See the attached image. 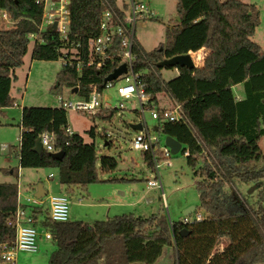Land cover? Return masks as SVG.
<instances>
[{
  "label": "trees",
  "instance_id": "trees-1",
  "mask_svg": "<svg viewBox=\"0 0 264 264\" xmlns=\"http://www.w3.org/2000/svg\"><path fill=\"white\" fill-rule=\"evenodd\" d=\"M36 1L0 0V11L15 22L12 28L0 27V111L15 101L11 96L15 69L24 63L28 34L41 21L42 6ZM109 8L123 17L128 1L119 5L117 0H72L70 37L81 43L84 56L90 39L99 33L102 12ZM177 12L179 23L168 31L165 47L147 51L135 40L133 67L141 73L139 80L150 105H156L158 94L166 92L182 104L195 130L193 133L189 126L177 122L156 125L160 135L182 143L184 155L189 152L186 162L196 179L206 218L170 224L160 215L121 214L90 224L70 219L58 222L49 218L48 210L37 207L32 211L36 219L45 216L41 225L56 245L48 264H154L167 246L175 248V264L264 263V152L260 144L264 137V49L252 39L261 23L260 10L241 0H178ZM46 36L45 44L33 46L32 58L58 60L61 41L55 34ZM203 48L209 52L203 67H178L176 77L162 79L157 63ZM120 63L117 58L100 69L84 67L81 71L63 67L55 88H78L77 97L87 98L93 84L103 91L105 78ZM236 84L244 87L245 97L240 100L233 90ZM20 126V167L57 170L69 193L90 183L118 180L102 179L98 173L115 170L116 158L101 156L98 169L95 144L85 142L79 134H66L68 119L63 108L24 107ZM45 132L55 135V149L65 152L62 160L45 150L41 154L34 151L36 139ZM89 133L95 137L94 127ZM195 136L213 155L203 154L204 144ZM142 155L154 168L149 153ZM10 171L18 178V169ZM239 182L262 185L255 206L238 197ZM17 198V182L0 183V244L15 238V228L9 222Z\"/></svg>",
  "mask_w": 264,
  "mask_h": 264
},
{
  "label": "rangeland",
  "instance_id": "rangeland-1",
  "mask_svg": "<svg viewBox=\"0 0 264 264\" xmlns=\"http://www.w3.org/2000/svg\"><path fill=\"white\" fill-rule=\"evenodd\" d=\"M128 1V0H126ZM227 1V0H221ZM248 4H254L260 10L261 23L256 29L252 39L264 47V0H241ZM124 0H117L122 5ZM143 2L156 12L152 18H138L135 23V40L140 42L147 50L157 47H165L168 42V31L179 21L177 20L178 0H135ZM14 20L10 19L4 11H0V27H14ZM33 42L29 43L28 51L24 56V63L15 69L11 94L17 105L2 108L0 111V183L17 182L21 186V198L34 195L36 187L41 183L50 194H66L70 196V220H81L86 223H93L97 220H104L116 214H134L143 218L152 215H160L169 223H180L184 217V211L195 206L196 211L204 212L201 207L199 192L191 168L186 162V155L181 151L173 154L168 160H161L160 175L165 194L163 200L161 189L147 187V180L156 179V170L150 168L145 162L141 152L132 147V141L137 131L130 127L133 122H139L138 102L135 99L122 100L118 97L115 87H107L102 91L103 110L98 115H89L81 112L67 111L68 125L73 133L81 135L85 142L94 143L97 150V167L101 156L116 158L118 166L115 170L101 172L102 179L116 178L115 181H100L88 184L85 188H75L74 193L66 192L62 188L58 173L55 169L20 167L17 150L20 146L22 127L20 126L23 107H58L57 97L60 95L65 100L78 98L72 89L66 86L55 88L57 75L63 68L62 59L58 60H37L32 58ZM206 49V48H205ZM194 63L200 56L198 53H191ZM176 67H165L161 70V77L168 81L176 77ZM122 81L119 77L116 82ZM117 85V84H116ZM239 88H237L238 90ZM172 99L166 92L158 94L157 104L159 107L171 103ZM122 105V106H121ZM112 109H115L111 117H107ZM149 126L156 124L149 113H146ZM94 127L95 137L89 133ZM110 133V136H106ZM163 139L166 136L161 135ZM106 141L111 142L106 145ZM261 147L264 152V137L261 139ZM7 146V149L4 148ZM260 167L263 163L258 164ZM18 169V178L10 170ZM53 173L54 177L49 178ZM134 179V180H132ZM137 179V180H135ZM238 197L246 200L250 205L255 206L259 199L262 185H256L252 192H249L254 185L238 183ZM124 192V195L120 194ZM82 198L79 202L78 199ZM91 203L92 205H88ZM111 203L114 206L111 207ZM129 204V207L122 208L115 213V205ZM103 204V205H102ZM264 206V193L262 195ZM88 205V206H87ZM120 207V206H118ZM111 209V211H110ZM111 212L107 215V212ZM195 211V212H196ZM92 212H96L93 216ZM107 216V217H106ZM194 218V213L189 215ZM45 216H40L36 226L40 230L38 237L39 250L37 252L20 251L17 254L15 264H48L50 254L55 250L56 245L52 240L45 239L44 228L41 221ZM144 264V263H133ZM154 264H175V257L172 249L167 246L163 256ZM264 264V263H260Z\"/></svg>",
  "mask_w": 264,
  "mask_h": 264
},
{
  "label": "built area",
  "instance_id": "built-area-1",
  "mask_svg": "<svg viewBox=\"0 0 264 264\" xmlns=\"http://www.w3.org/2000/svg\"><path fill=\"white\" fill-rule=\"evenodd\" d=\"M36 2L42 6L41 21L37 25V29L28 34V40L29 42H33L34 45L45 44L47 42L46 34H55L62 45L59 49L61 53L59 58L62 59L63 67L74 68L76 71H81L84 67L100 69L109 61H114L117 58L120 59V65L123 63L127 65V73L120 76L122 77V81L108 82L105 88L115 87L120 99L127 101L135 99L138 102L137 111L140 121L137 123H141L142 130L136 132L132 141V147L142 154L149 153L152 157L157 174L156 179L151 178L147 180V186L150 189L160 188L164 200L165 194L159 171L162 166L160 159L165 160L169 164L168 160L173 154L165 144V139L161 137L158 131L154 130V126L159 122H177L189 126L193 133H195V130L182 104L179 102L172 100L170 105L162 107L154 103L150 105L149 95L145 90L144 84L139 80L141 73L136 72L133 67L134 59L137 57L133 53L135 23L138 18L155 17L156 12L145 3L135 2V0H128V9L123 17H119L117 11L113 8L104 10L100 16L99 33L90 39L88 53L84 56L81 50V43L72 41L70 37L72 0H37ZM116 40H118V44L115 43ZM101 97L102 91L93 84L90 86L87 98L78 97L65 100L59 95L57 102L59 107L66 111L97 115L103 110ZM14 105H17V103L14 102ZM146 113H149L151 118L156 121V124L152 127L148 124ZM64 130L67 135L71 136L74 134L69 125ZM106 136H110V133ZM39 137L43 150L49 153L57 152L55 149V135L53 133L45 132ZM195 137L201 145L204 144L200 138ZM4 148L7 149V146H4ZM203 149L204 155L212 154L205 147V144ZM188 154L189 152L187 151L185 155ZM49 177L53 178L54 175L50 174ZM21 195V186L18 183V204L9 222L15 228V238L13 241L0 244V264H15L17 254L20 251L37 252L39 250L37 241L40 236V230L36 226V223L39 221L36 219L32 209L38 207L48 210V216L53 221L65 222L70 219V196L66 194H51L42 198L34 194L27 196L24 202ZM46 205L48 206L46 207ZM195 211L196 208L192 212L194 213V218H190L189 215L191 214L185 215L182 222L185 224L193 223L194 221H201L206 218L207 214L205 211ZM43 235L47 240H51L52 238L51 233L46 229H44Z\"/></svg>",
  "mask_w": 264,
  "mask_h": 264
},
{
  "label": "water",
  "instance_id": "water-1",
  "mask_svg": "<svg viewBox=\"0 0 264 264\" xmlns=\"http://www.w3.org/2000/svg\"><path fill=\"white\" fill-rule=\"evenodd\" d=\"M177 20L179 21V17H177ZM55 27V25H54ZM157 66L160 68L165 67H187V68H195L196 65L192 59L191 54H183V55H176L171 58H165L159 63H157ZM127 73V65L125 63L121 64L119 67H117L112 73H110L104 80L103 86L105 87L108 82L116 81L120 76ZM78 88H75L72 93H77ZM130 127L135 131L142 130L141 123H131ZM154 130L158 131V127L154 126ZM107 144V143H105ZM165 144L170 148L172 154L179 153L183 146L180 141L175 139L172 136H166L165 137ZM34 151L41 154L43 152V147L40 141V137L36 139ZM50 155L56 159V160H62L64 158L65 152L64 151H57L54 153H50ZM255 186L252 187V189L249 192H252L255 189ZM48 195V192L44 190L43 185L39 183L36 187L35 196L42 198ZM195 206H190L184 211V216L191 214L195 210ZM185 229L182 230L184 232Z\"/></svg>",
  "mask_w": 264,
  "mask_h": 264
},
{
  "label": "crops",
  "instance_id": "crops-1",
  "mask_svg": "<svg viewBox=\"0 0 264 264\" xmlns=\"http://www.w3.org/2000/svg\"><path fill=\"white\" fill-rule=\"evenodd\" d=\"M261 46V45H260ZM262 47V46H261ZM263 49H264V47H262ZM208 50L207 49H205V48H203L201 51H200V56H199V59H198V61L195 63V65H196V67H199V68H201V67H203L204 66V62H205V59H206V57H207V55H208ZM179 74V70L177 69V73H176V76ZM237 88H239L238 90H237ZM233 90H234V93H235V96H236V98L238 99V100H240V99H242V98H244L245 97V92H244V87H243V84H236V85H234L233 86ZM76 94V93H75ZM11 96H12V94H11ZM12 98H13V96H12ZM14 99V98H13ZM15 100V99H14ZM166 105H170V103H168V104H166ZM165 105V106H166ZM24 108V107H23ZM22 108V109H23ZM133 123H137V122H133ZM106 145H109L108 143H109V141H106ZM33 169H36V170H38V169H40V168H33ZM46 169V168H45ZM57 171V170H56ZM18 172H19V175H20V171L18 170ZM57 173H58V171H57ZM50 174H53V173H50ZM49 174V175H50ZM50 178V177H49ZM61 184V183H60ZM61 186H62V188L63 189H66L65 188V186L64 185H62L61 184ZM148 187V186H147ZM43 188H44V190H46L47 192H48V195H51L50 194V189L48 188V189H46L44 186H43ZM150 189V188H149ZM36 191V190H35ZM73 193V192H72ZM62 194V193H61ZM65 194V193H64ZM120 194H122V195H124V192H122V191H120ZM79 199H81V200H79ZM78 199V201L79 202H81L82 201V198H79ZM88 205H92L91 203H89ZM87 205V206H88ZM103 205V204H102ZM48 205H46V207H47ZM112 206H114V203H111V207ZM116 206V209L115 210H112V211H114L115 213H117L118 211H120V209H122V208H126V207H129L130 205L129 204H124V203H122L121 205H115ZM118 206H120V207H118ZM110 211H111V209H110ZM111 212H107V215L108 214H110ZM125 214V213H124ZM92 215L93 216H95L96 215V212H92ZM116 215H121V214H116ZM116 215H114V216H116ZM113 216V217H114ZM107 217V216H106ZM108 218H111V217H108ZM107 219V218H106ZM105 220V219H104ZM95 222V221H94ZM90 224V223H89ZM169 248H171L172 249V252H173V254H174V257H175V248L174 247H170L169 246ZM163 256V255H162ZM161 256V257H162ZM160 257V258H161ZM159 258V259H160ZM158 259V260H159ZM157 260V261H158Z\"/></svg>",
  "mask_w": 264,
  "mask_h": 264
}]
</instances>
